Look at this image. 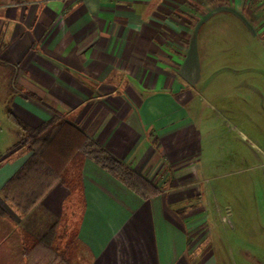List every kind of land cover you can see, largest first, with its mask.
Listing matches in <instances>:
<instances>
[{
    "label": "crops",
    "instance_id": "crops-1",
    "mask_svg": "<svg viewBox=\"0 0 264 264\" xmlns=\"http://www.w3.org/2000/svg\"><path fill=\"white\" fill-rule=\"evenodd\" d=\"M224 17L264 39V0H0L12 123L0 152V264L56 255L33 246L54 227L50 245L65 241L70 264L80 250L85 264H227V251L264 264V225L250 224V204L225 215L209 202L204 127L190 109L207 64L218 63L208 45ZM88 144L160 193L137 194ZM208 223L229 225L230 237L213 240Z\"/></svg>",
    "mask_w": 264,
    "mask_h": 264
},
{
    "label": "rangeland",
    "instance_id": "rangeland-1",
    "mask_svg": "<svg viewBox=\"0 0 264 264\" xmlns=\"http://www.w3.org/2000/svg\"><path fill=\"white\" fill-rule=\"evenodd\" d=\"M261 36L253 35L238 20L224 17L218 21L216 36L211 46L208 45V54L212 51L218 54L216 58L213 56L218 63L207 64V78L197 83L190 96L192 116L197 126L204 127L201 163L205 168L209 202L218 203L220 213L225 215L234 202H248L250 224L255 226L261 222L264 225V208H260L261 204L264 206V39ZM10 88V83L0 79V152L7 147L4 142L9 139L7 134L12 125L6 113L10 98L6 91ZM205 90L207 95L203 93ZM216 227L208 223L202 232H212L210 237L217 241L222 233L230 237L229 225L222 231ZM259 242L264 251V239ZM60 243L61 249L65 241ZM75 251L78 250L73 248V256ZM79 252L81 256H75L79 259L72 257V261L85 264L87 257L83 251ZM232 258L246 264L239 255L232 256L227 251L226 263L231 264Z\"/></svg>",
    "mask_w": 264,
    "mask_h": 264
},
{
    "label": "trees",
    "instance_id": "trees-1",
    "mask_svg": "<svg viewBox=\"0 0 264 264\" xmlns=\"http://www.w3.org/2000/svg\"><path fill=\"white\" fill-rule=\"evenodd\" d=\"M88 147L84 148V151L90 158H92L98 165H100L103 169L111 173L113 176L122 180L126 185H128L132 190H134L137 194L144 198H149L150 196H155L160 193V191L154 187H152L143 177L138 175L137 173L128 169L125 165H123L118 159L114 158L108 152L103 150L97 145L88 144ZM22 172L18 173V175L14 178V180L19 179L21 177ZM0 214H5V211L0 208ZM57 233L56 227H54L43 239L35 240L34 247H39L40 245L47 246L49 250L51 249L52 253L54 252L56 255L49 254L44 255L40 258L39 261H33L35 257L31 256V264H70L69 258L64 255V252H59V248H53L50 245L52 239ZM75 234L73 235V241H75ZM34 262V263H33Z\"/></svg>",
    "mask_w": 264,
    "mask_h": 264
}]
</instances>
